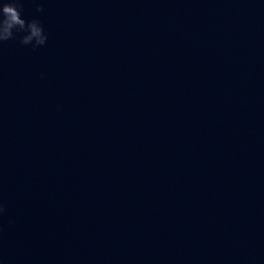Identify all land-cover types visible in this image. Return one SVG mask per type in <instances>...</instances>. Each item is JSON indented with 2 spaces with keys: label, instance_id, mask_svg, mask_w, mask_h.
Listing matches in <instances>:
<instances>
[{
  "label": "water",
  "instance_id": "1",
  "mask_svg": "<svg viewBox=\"0 0 264 264\" xmlns=\"http://www.w3.org/2000/svg\"><path fill=\"white\" fill-rule=\"evenodd\" d=\"M21 3L0 264H264V0Z\"/></svg>",
  "mask_w": 264,
  "mask_h": 264
},
{
  "label": "clouds",
  "instance_id": "2",
  "mask_svg": "<svg viewBox=\"0 0 264 264\" xmlns=\"http://www.w3.org/2000/svg\"><path fill=\"white\" fill-rule=\"evenodd\" d=\"M37 11H42L38 6ZM22 3L21 0H6V2L0 4V42L9 40L13 38V29L17 32L30 31L29 35H24L21 38V43L26 44L32 37H40L42 27L38 20H31L26 23L24 19L21 18ZM47 37L44 36L38 41V43H43L44 39ZM2 211V209H0Z\"/></svg>",
  "mask_w": 264,
  "mask_h": 264
}]
</instances>
